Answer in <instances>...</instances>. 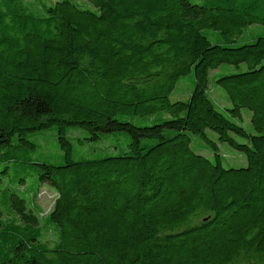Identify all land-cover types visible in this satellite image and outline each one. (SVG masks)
Here are the masks:
<instances>
[{"label":"trees","instance_id":"obj_1","mask_svg":"<svg viewBox=\"0 0 264 264\" xmlns=\"http://www.w3.org/2000/svg\"><path fill=\"white\" fill-rule=\"evenodd\" d=\"M50 130L61 163L35 158ZM0 264H264V0H0Z\"/></svg>","mask_w":264,"mask_h":264},{"label":"rangeland","instance_id":"obj_2","mask_svg":"<svg viewBox=\"0 0 264 264\" xmlns=\"http://www.w3.org/2000/svg\"><path fill=\"white\" fill-rule=\"evenodd\" d=\"M215 33V34H214ZM207 35L216 43L220 44H227V42L223 39L221 35L217 32L210 30ZM246 65H242L241 67H236L234 65L223 64L219 68L214 69L210 72V88L209 94L213 101L217 104L218 108L224 111L226 114L230 115L228 108L231 106L230 99L228 97L227 92L224 88H222L219 84L214 81V76H220L224 73L228 72H237L240 70H244ZM194 84V73L192 72L189 75L181 78L178 84V89H181L182 94L178 95L177 92L172 94V100H185L191 94ZM251 112L248 109L243 110V119H236L233 118L236 122L242 123L249 131H254L253 125L251 123ZM135 121H138L135 119ZM209 135L212 139L219 142L220 152L223 156V163L227 167L229 166H242L246 164V160L243 158L239 152L228 145L227 143L220 142L216 133L209 131ZM56 132L55 131H48L39 139L36 138L38 147L35 152V158L43 161H47L50 163H61L60 155L62 151L59 148L58 140L56 139ZM86 136L85 133H82V137ZM94 145L101 148L95 142H92ZM119 139H111L104 136L103 141L101 142L102 148L107 150L112 145L119 144ZM192 147L195 151L210 155L211 154V146L207 145L201 137L197 135H192ZM112 154H118V152L111 151V149L105 151L101 156H108ZM91 151H89V146H82L80 144L75 145V158L76 159H85L91 157ZM33 177H29V181H31ZM57 197V193L54 189L49 186H45L40 190V193L37 197V203L42 208L43 214L42 216L45 217L53 208L55 200Z\"/></svg>","mask_w":264,"mask_h":264}]
</instances>
